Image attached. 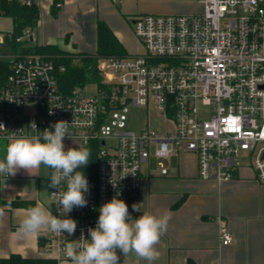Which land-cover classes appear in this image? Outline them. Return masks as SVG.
Returning <instances> with one entry per match:
<instances>
[{
    "label": "built area",
    "instance_id": "1",
    "mask_svg": "<svg viewBox=\"0 0 264 264\" xmlns=\"http://www.w3.org/2000/svg\"><path fill=\"white\" fill-rule=\"evenodd\" d=\"M197 1L203 7L199 14L134 18L132 31L143 53L102 59L103 87L92 92L65 93L58 82L64 69L36 50L11 54L10 73L0 86V144L10 136L54 131L51 125L63 120L72 134L63 139L73 143L69 148H96L95 178H86L87 206L63 214L57 204L56 216L75 220L76 230L46 233L43 255L71 262L66 244L90 239L100 207L113 197L128 205L132 220L138 218L140 211L132 206L140 209L143 168L152 157L167 175L165 161L173 154L193 153L199 178L221 183L234 178L245 154L264 185V0ZM134 107L155 110L169 125L167 133L150 127L131 131ZM7 178L0 175V188ZM61 188L66 190V183ZM59 190L50 192L56 202ZM217 223L222 245H231L227 221L219 217Z\"/></svg>",
    "mask_w": 264,
    "mask_h": 264
},
{
    "label": "crops",
    "instance_id": "2",
    "mask_svg": "<svg viewBox=\"0 0 264 264\" xmlns=\"http://www.w3.org/2000/svg\"><path fill=\"white\" fill-rule=\"evenodd\" d=\"M28 1L37 5L40 11L37 26L28 39L31 49L51 45L64 52L83 55H93L97 51L99 22L108 25L129 55H136L132 40L137 39L126 18L137 10L143 13L149 10L143 5L136 7L133 0H121L117 5L110 0ZM19 2L23 4L24 0ZM13 27L11 18L0 16V34H10ZM5 48H8L6 43L0 46V60L8 62L10 54L1 56ZM146 112L149 117L139 132L150 127L160 135L167 133L169 125L159 114L155 110ZM6 145L0 144V159L5 156ZM165 165L168 174L162 175L158 160L152 157L143 168L140 188L138 218L145 211L157 215L167 212L170 216L167 231L156 246L159 257L151 264H264V185L258 181L250 164H241L233 179L221 183L199 178L198 160L193 153H175L165 161ZM51 171L43 165L31 170L30 174L19 169L2 182V260L13 255L26 259H51L41 251L49 231L31 236L18 231L21 220L31 207L42 206L56 216L57 202L50 198L54 189L50 187ZM14 201L28 206H13L11 203ZM219 217L228 223L233 235L231 245H222L217 223ZM117 256V264H150L134 252L125 256L117 249Z\"/></svg>",
    "mask_w": 264,
    "mask_h": 264
},
{
    "label": "clouds",
    "instance_id": "3",
    "mask_svg": "<svg viewBox=\"0 0 264 264\" xmlns=\"http://www.w3.org/2000/svg\"><path fill=\"white\" fill-rule=\"evenodd\" d=\"M50 114H52L50 112ZM34 130L36 125L33 122ZM54 131L45 129L35 135L10 136L5 147V156L0 159V175L9 177L19 169H39L41 165L51 168L50 187L60 190L57 201L60 211L67 214L73 207L87 206L85 193L89 191L88 181L82 169L89 163L90 150L87 147H72L65 150L63 139L71 136L69 124L63 120L51 125ZM4 126L0 124V130ZM62 182L66 190H62ZM140 211L138 205L132 206ZM97 226L89 229L90 239L83 236L66 244L65 256L71 264H117V249L125 256L134 252L136 256L150 262L158 259L157 245L166 233L170 216L167 212L153 214L145 211L135 220L129 216L128 205L113 197L99 209ZM0 215H3L0 210ZM77 223L71 218H58L42 206L27 209L18 231L24 236H31L41 231H51L58 235L76 230Z\"/></svg>",
    "mask_w": 264,
    "mask_h": 264
},
{
    "label": "trees",
    "instance_id": "4",
    "mask_svg": "<svg viewBox=\"0 0 264 264\" xmlns=\"http://www.w3.org/2000/svg\"><path fill=\"white\" fill-rule=\"evenodd\" d=\"M0 16H6L13 20V31L5 35L6 46L12 52L23 49L25 52L36 50L37 53L52 59L55 65L63 68L59 74V85L65 93H71L76 88H83L89 83H95L98 88L103 87V82L98 74L97 66L102 59L123 58L129 54L124 46L117 39L113 31L104 22L97 25V51L93 55L68 54L60 50L57 46H36L33 49L22 48L26 45L28 33H32L36 28L40 11L37 5L30 3H20L19 0H0ZM11 70L9 62L0 60V86H2ZM89 163L82 169L85 178H95L97 171L96 148L89 147ZM13 206H28L21 201H14ZM2 264H58L53 259H26L18 255H13L9 259H3Z\"/></svg>",
    "mask_w": 264,
    "mask_h": 264
},
{
    "label": "rangeland",
    "instance_id": "5",
    "mask_svg": "<svg viewBox=\"0 0 264 264\" xmlns=\"http://www.w3.org/2000/svg\"><path fill=\"white\" fill-rule=\"evenodd\" d=\"M133 3L138 8L143 5L144 8H147L149 10L144 13L137 10L135 11V13H133L132 15L126 18L129 22L131 30H132L131 21L134 18L140 17L142 15H148V14H151V15H189V14H199L203 12V7L197 0H133ZM24 39L25 41H28V38H24ZM134 39L132 40V42L135 47V52H137V54H142L143 47L141 43L138 40L136 41ZM22 48H27V49L32 48V44L30 42L26 43V45ZM8 50H9L8 48H5V50L3 51L4 53H2L1 56L6 57L8 56V54L11 55L12 51H8ZM66 53L73 54V55H80V53H74V52L72 53L66 52ZM39 55L44 56L42 54H39ZM47 59H50V58L47 57ZM97 71L103 82V76L100 73L99 64L97 66ZM96 86L97 85L95 83H89L85 87H83V89H86L88 92H92ZM148 117H149V114L146 112L145 109L138 108V107L131 108L130 113H129V124H128L129 129L133 132L138 133L139 130L145 126L146 120ZM151 119H152V116L150 117V120ZM63 143L65 145V150H67L69 146L73 145V143L69 141H65ZM73 147L78 148L79 146L74 145ZM240 162L242 164H249L250 159L245 154H241Z\"/></svg>",
    "mask_w": 264,
    "mask_h": 264
}]
</instances>
